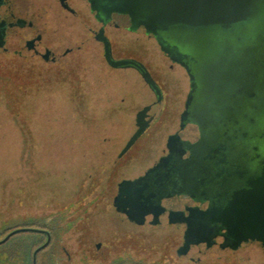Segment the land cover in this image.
I'll return each mask as SVG.
<instances>
[{
  "label": "flooded vegetation",
  "instance_id": "af4514ba",
  "mask_svg": "<svg viewBox=\"0 0 264 264\" xmlns=\"http://www.w3.org/2000/svg\"><path fill=\"white\" fill-rule=\"evenodd\" d=\"M104 7L109 8L102 0H0V55L8 60L60 68L94 52L110 69L136 72L152 95V101L139 110L147 108L148 125L141 138L150 129L154 132V122L167 104L181 106L177 116L167 115L165 123L158 125L160 136L165 137L161 154L151 156L148 163L132 162L126 170L130 176L117 183L112 206L118 227L100 232L102 241L96 244L77 246L79 257L65 246L61 250L56 246L54 264H264L263 217L256 226L259 239L252 240L246 234L249 226L230 210L235 204L242 209L250 206L246 199L235 202L234 194L249 190L264 169L263 58L252 53L243 56L232 45L252 41L246 31L251 26L234 25L225 35L202 36L195 30L191 46L189 37L180 40L172 31L160 32L169 42L162 51L144 26ZM243 27L246 32H238ZM200 37L217 46L201 53ZM143 42L156 46L165 71L156 73L141 57H132ZM145 47L140 50L145 52ZM106 55L133 65L114 68ZM205 60L216 63L207 68ZM235 62L242 63L235 67ZM142 71L156 89L144 81ZM190 74L197 83L192 100ZM177 76L187 82L181 103L172 93ZM164 79L171 88L163 87ZM127 142L118 157L134 146L120 155ZM138 162L142 164L137 168ZM262 204L257 200V207ZM41 230L50 236L48 247L56 243L48 230ZM40 234L47 240L45 232Z\"/></svg>",
  "mask_w": 264,
  "mask_h": 264
},
{
  "label": "rangeland",
  "instance_id": "374dc122",
  "mask_svg": "<svg viewBox=\"0 0 264 264\" xmlns=\"http://www.w3.org/2000/svg\"><path fill=\"white\" fill-rule=\"evenodd\" d=\"M255 16L264 19V8ZM261 26L250 33L252 41L232 44L233 49L264 61ZM143 43L132 57H141L156 73L165 71L156 46ZM87 53L60 68L0 55V241L18 228L48 230L56 243L38 254V264H54L56 246L79 257L77 246L96 244L100 232L118 227L112 206L117 183L130 176L132 162L148 163L161 154L165 137L158 125L181 108L167 104L154 132L148 130L118 157L136 129L135 114L152 95L136 72L110 69L98 53ZM176 78L172 93L181 103L187 82ZM165 81L163 87L171 88ZM45 242L43 234L18 233L0 245V264H31L34 249Z\"/></svg>",
  "mask_w": 264,
  "mask_h": 264
},
{
  "label": "water",
  "instance_id": "95a60500",
  "mask_svg": "<svg viewBox=\"0 0 264 264\" xmlns=\"http://www.w3.org/2000/svg\"><path fill=\"white\" fill-rule=\"evenodd\" d=\"M107 1L109 8L104 7L103 9L107 12H119L122 14H127L131 17L133 23L135 25H142L146 28L148 34H153L162 49V51H166V46L169 45V42L163 41L161 38L160 32H169L172 31L173 35H176V39L180 40L187 39L188 46H191V37L193 36V32L195 30H200L202 36L205 34H210V32H219L225 35V32L232 28L234 25L247 23L251 26L246 31L250 33L262 27L260 22L264 19H256L255 15L257 14L260 7L264 8V0L263 4L260 0H102ZM256 5V6H255ZM99 10V9H98ZM262 18V16L260 17ZM264 18V17H263ZM254 20H258L259 23H254ZM262 24V25H263ZM217 29H221L222 31H217ZM245 31V27L238 32ZM245 31V32H246ZM228 33V32H227ZM231 33L234 34L232 31ZM183 37V38H181ZM200 37L199 40V49L201 53L206 54L208 50L213 49L215 43L210 38L202 39ZM202 39V40H201ZM182 43V42H181ZM214 44V47H213ZM185 47V46H184ZM106 59L110 66L123 67L126 65H133L132 62L128 61H114L111 60L109 55H106ZM207 68H211L216 63L214 60H205L203 61ZM264 64V61H263ZM142 77L144 81L154 89L155 86L151 77L142 71ZM191 75V74H190ZM190 81L192 84V89L190 93V99L192 100V96L194 92L197 90V83L195 78L191 75ZM190 102V101H189ZM147 108L139 111L136 115V125L137 130L132 135V137L127 142L125 148L121 152L120 155H123L129 148L135 143V141L142 135L145 131L148 122L145 120ZM251 188L247 191H239L235 193V202H240L243 199H246V202L250 206H246V208H241V206L235 204L237 208L236 212H234L235 207H230V210L235 213L234 217L239 219V222L242 224H247L249 227L247 228V237L252 240L259 239L258 232L256 230V226L262 223V217L264 222V169L261 176L258 179H255L250 183ZM257 200L261 201L263 204L259 208L256 206ZM233 202V203H235ZM232 203V204H233ZM234 207V208H233ZM239 224V223H238ZM24 232H35L42 233L45 232L47 234V240L44 244L36 248L32 255V262L36 264L37 254L45 249L49 242L50 236L48 232L34 229V228H18L5 236L0 241V245L7 242L12 236L18 233ZM262 235L264 236V226L260 230Z\"/></svg>",
  "mask_w": 264,
  "mask_h": 264
},
{
  "label": "trees",
  "instance_id": "16d2710c",
  "mask_svg": "<svg viewBox=\"0 0 264 264\" xmlns=\"http://www.w3.org/2000/svg\"><path fill=\"white\" fill-rule=\"evenodd\" d=\"M37 248V247H36ZM35 250V249H34ZM31 264H32V258H31ZM37 264H38V262H37Z\"/></svg>",
  "mask_w": 264,
  "mask_h": 264
}]
</instances>
